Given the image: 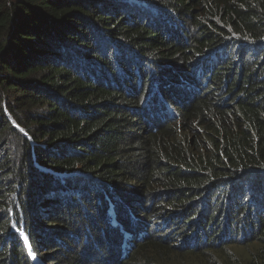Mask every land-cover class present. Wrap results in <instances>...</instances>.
<instances>
[{
  "label": "trees",
  "instance_id": "1",
  "mask_svg": "<svg viewBox=\"0 0 264 264\" xmlns=\"http://www.w3.org/2000/svg\"><path fill=\"white\" fill-rule=\"evenodd\" d=\"M0 264H264V0H0Z\"/></svg>",
  "mask_w": 264,
  "mask_h": 264
}]
</instances>
